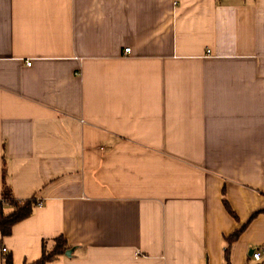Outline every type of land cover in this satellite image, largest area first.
<instances>
[{"label": "crops", "instance_id": "0c3cea01", "mask_svg": "<svg viewBox=\"0 0 264 264\" xmlns=\"http://www.w3.org/2000/svg\"><path fill=\"white\" fill-rule=\"evenodd\" d=\"M3 168L0 264H259L264 0H0Z\"/></svg>", "mask_w": 264, "mask_h": 264}, {"label": "trees", "instance_id": "16d2710c", "mask_svg": "<svg viewBox=\"0 0 264 264\" xmlns=\"http://www.w3.org/2000/svg\"><path fill=\"white\" fill-rule=\"evenodd\" d=\"M2 177L3 184L1 191L2 196L0 198V233L3 237H8L11 235L12 229L16 224L23 222L26 218L33 214L35 208L39 206V202L36 198L26 199V201L18 200L12 191L11 185L9 184L6 168H3ZM7 209H11V211L7 212ZM230 214L233 213L230 211ZM240 233L241 231H236V233L227 238L229 248L227 249L226 254H228V251H230L233 243H235L240 236ZM42 250L43 252L41 258L28 264H47L53 262L58 256L66 254V252L70 250V247L67 240L61 236L52 241H44L42 244ZM3 264H12V257L10 255H5Z\"/></svg>", "mask_w": 264, "mask_h": 264}, {"label": "built area", "instance_id": "2783aa9c", "mask_svg": "<svg viewBox=\"0 0 264 264\" xmlns=\"http://www.w3.org/2000/svg\"><path fill=\"white\" fill-rule=\"evenodd\" d=\"M129 51H130V48L125 49V52H129ZM2 251L6 252L5 249H3ZM250 258H253V260L259 264H261V263L264 264V246L257 249V250H253L251 252Z\"/></svg>", "mask_w": 264, "mask_h": 264}, {"label": "water", "instance_id": "95a60500", "mask_svg": "<svg viewBox=\"0 0 264 264\" xmlns=\"http://www.w3.org/2000/svg\"><path fill=\"white\" fill-rule=\"evenodd\" d=\"M71 253H72V251H67L66 256H70Z\"/></svg>", "mask_w": 264, "mask_h": 264}]
</instances>
